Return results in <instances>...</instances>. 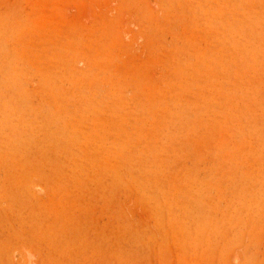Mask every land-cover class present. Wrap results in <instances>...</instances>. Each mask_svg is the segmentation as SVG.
<instances>
[{"label": "rangeland", "instance_id": "obj_1", "mask_svg": "<svg viewBox=\"0 0 264 264\" xmlns=\"http://www.w3.org/2000/svg\"><path fill=\"white\" fill-rule=\"evenodd\" d=\"M0 264H264V0H0Z\"/></svg>", "mask_w": 264, "mask_h": 264}, {"label": "bare ground", "instance_id": "obj_2", "mask_svg": "<svg viewBox=\"0 0 264 264\" xmlns=\"http://www.w3.org/2000/svg\"><path fill=\"white\" fill-rule=\"evenodd\" d=\"M244 210V209H243Z\"/></svg>", "mask_w": 264, "mask_h": 264}]
</instances>
